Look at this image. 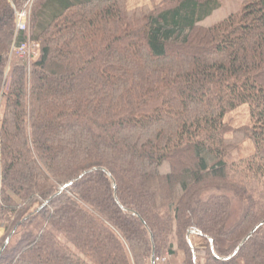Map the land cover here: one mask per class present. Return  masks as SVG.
Here are the masks:
<instances>
[{"label": "trees", "instance_id": "1", "mask_svg": "<svg viewBox=\"0 0 264 264\" xmlns=\"http://www.w3.org/2000/svg\"><path fill=\"white\" fill-rule=\"evenodd\" d=\"M221 7L0 0V264H264V225L239 248L264 222V0L205 24ZM191 230L213 240L204 262Z\"/></svg>", "mask_w": 264, "mask_h": 264}, {"label": "rangeland", "instance_id": "2", "mask_svg": "<svg viewBox=\"0 0 264 264\" xmlns=\"http://www.w3.org/2000/svg\"><path fill=\"white\" fill-rule=\"evenodd\" d=\"M162 0H129V7L134 8V7H140V6H145V5H154V4H159ZM244 0H222V7L214 12V14L205 21V24H212L214 22H218L224 17L238 12L243 5ZM37 56H35L33 59L30 60L33 61ZM15 61H18L22 63V60L18 59L17 56H13V58L10 59L9 64H8V69L7 71L10 70L11 64ZM228 122H230L234 127H241L245 125H250L251 119H250V109L248 105H244L240 108H238L235 112L231 113L227 119ZM254 144L251 140H248L241 144L238 148H236L229 156L228 160L230 162L238 161L240 159L246 158L254 153ZM233 202V208H232V214H231V219L230 222L236 223L239 221L242 213H243V207L242 204L239 203L238 200L235 198L232 199ZM229 244V242H228ZM233 247V246H232ZM231 245L229 244V247L226 249H230ZM179 253H183L184 257L186 258L185 251L180 250L176 254L172 255L169 252H164L161 254L158 258L162 259L164 257L167 258L166 261H160L157 262L156 264H169L170 260L172 257L176 256ZM185 261V259H184Z\"/></svg>", "mask_w": 264, "mask_h": 264}, {"label": "built area", "instance_id": "3", "mask_svg": "<svg viewBox=\"0 0 264 264\" xmlns=\"http://www.w3.org/2000/svg\"><path fill=\"white\" fill-rule=\"evenodd\" d=\"M29 14L28 12H22L17 14V32L26 31L28 29ZM41 46L39 43L29 41L23 43L21 46L16 47L14 50V55L22 62L30 63V60L38 55ZM167 258L162 259L156 258L155 262L166 261Z\"/></svg>", "mask_w": 264, "mask_h": 264}, {"label": "crops", "instance_id": "4", "mask_svg": "<svg viewBox=\"0 0 264 264\" xmlns=\"http://www.w3.org/2000/svg\"><path fill=\"white\" fill-rule=\"evenodd\" d=\"M5 232L4 227L0 226V239L3 237ZM190 243L194 250L195 259L201 262H204V258L207 254L210 242L208 238L200 237V236H192L190 238ZM231 245V244H230ZM229 247V244L225 240L217 241V248L221 251L226 250ZM184 255L183 253H179L176 256L172 257L169 264H184Z\"/></svg>", "mask_w": 264, "mask_h": 264}, {"label": "water", "instance_id": "5", "mask_svg": "<svg viewBox=\"0 0 264 264\" xmlns=\"http://www.w3.org/2000/svg\"><path fill=\"white\" fill-rule=\"evenodd\" d=\"M95 170H99V169H95ZM94 170V171H95ZM100 170H104V169H100ZM91 172V171H90ZM89 172H85L82 176H80V178L78 179V180H80L83 176H85L86 174H88ZM110 175V174H109ZM72 184H73V182L72 183H70L67 187H70V186H72ZM48 204V202L44 205V206H46ZM44 206L43 207H41L40 209H38V212L39 211H41L42 210V208H44ZM264 225V222L263 223H261L258 227H256L253 231H252V233L244 240V241H242V243H241V245L239 246V248L251 237V235L260 227V226H263ZM192 236H200V237H203V234H202V232L200 231V230H191L189 233H188V239H189V241H190V238L192 237ZM11 238H12V235H10L9 237H8V239L6 240V242H5V244H4V246L2 247V250L3 249H5L6 248V246L9 244V242H10V240H11ZM209 240V242H210V244L211 245H213V240L212 239H208ZM213 247V246H212ZM237 253V251L234 253V255ZM155 260H156V258H155V256L153 255V257H152V264H156V262H155Z\"/></svg>", "mask_w": 264, "mask_h": 264}]
</instances>
